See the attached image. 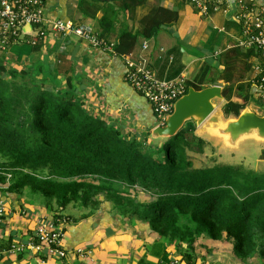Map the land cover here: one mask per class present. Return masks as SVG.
<instances>
[{"label": "trees", "instance_id": "obj_1", "mask_svg": "<svg viewBox=\"0 0 264 264\" xmlns=\"http://www.w3.org/2000/svg\"><path fill=\"white\" fill-rule=\"evenodd\" d=\"M147 1L119 0L110 7L111 0H104L106 7L90 15L95 18L103 12L96 35L108 44L115 38V56L130 57L140 39H152L163 27L180 22L176 9L160 3L141 17L136 31L127 19L120 20L121 12L128 11L132 17ZM209 5L212 13L222 3L213 0ZM247 7L252 9L251 4ZM230 51L221 54L219 61H201L197 73L186 81L185 92L222 85L227 117L264 103L253 92V84L264 78V56L255 48ZM181 56L174 49L164 63L159 61V78H164L169 57L175 61L166 80L181 75ZM59 59L53 67L36 62L15 68L0 57V189L47 208L56 218L71 205L92 216L107 203L121 225H148L161 249L175 247L188 264H195L191 247L203 236L232 244L240 264H255L256 259L264 264V174L214 163V159L213 165L196 167L194 155L204 154L210 144L196 133L193 122L162 143L149 139L151 131L137 134L109 122L79 96L74 84L80 77L72 75L73 64L65 55ZM255 59L262 72L254 69ZM126 75V82L146 99ZM260 158L264 159V151Z\"/></svg>", "mask_w": 264, "mask_h": 264}, {"label": "crops", "instance_id": "obj_2", "mask_svg": "<svg viewBox=\"0 0 264 264\" xmlns=\"http://www.w3.org/2000/svg\"><path fill=\"white\" fill-rule=\"evenodd\" d=\"M3 1L0 0V4ZM42 1L48 21L70 22L76 27L91 28L99 35L104 14L99 11L95 18L90 15L98 7H106L104 0L99 1L100 4L92 0ZM116 1L119 0L108 2L110 7ZM151 2L153 4L149 5ZM255 2L259 7H264V0ZM159 3L176 9L180 14V22L163 27L161 33L142 43L140 48L128 56L138 64H147L158 77L161 72L159 67L162 66H158V62L164 63L171 50L177 49L182 53L181 66L184 68L179 76L188 81L197 73L198 62L205 59L219 61L220 55L229 52L242 38L243 24L236 17L241 6L238 0H220L222 6L213 9L208 15H202L196 6L185 0H148L132 17L128 11L121 12L120 20L127 19L130 28L136 31L141 17L147 14L151 6ZM48 24L45 21L41 27L24 26L23 37L6 46L0 38L1 59L15 68H25L36 62H44L53 67L60 62L59 56L65 55L67 61L74 66L72 75L80 77L74 84L75 89L95 113L104 114L107 118L110 113L117 114L123 118L118 121L121 126L129 129L132 125L137 129H130L133 133L148 132L159 125L152 106L126 82V61L123 57L95 48L78 36L73 38L75 34H67L68 37H65L60 32H52ZM40 29H45V36L39 35ZM114 41L115 38L111 43ZM38 44H42L40 49L34 51L33 48ZM24 45L30 46L31 53L24 49ZM142 45L146 48L143 49ZM174 61L175 57H169L163 79H166ZM253 92L257 98L264 99V91L254 84ZM97 101L103 104L101 109H96V105H99ZM250 107L256 113L264 114L263 109L259 111L251 105ZM28 205L33 216H24V209L28 207L24 198L0 189V210L4 213L0 223V264H161L159 261L167 259L162 255L164 250L159 246L157 235L151 230L147 231L155 238L152 242L142 234L140 228L123 227L119 216L111 213V207L107 203L92 216L83 213L71 216L75 220L68 218L72 214H67L66 210L62 212L61 218H56L55 213L45 207L38 204ZM57 220H64V231L66 229L63 247L67 257L64 260L49 255L46 248L39 254L28 248L30 242L37 241L35 235L39 227L56 224ZM148 250L151 251V256H148Z\"/></svg>", "mask_w": 264, "mask_h": 264}, {"label": "built area", "instance_id": "obj_3", "mask_svg": "<svg viewBox=\"0 0 264 264\" xmlns=\"http://www.w3.org/2000/svg\"><path fill=\"white\" fill-rule=\"evenodd\" d=\"M213 0H190V2L200 10L202 15H208L211 2ZM240 2V16L237 18L243 24V34L233 48L258 49L261 57L264 56V7H259L255 0H238ZM246 3L244 4V2ZM252 5V9L247 7ZM217 8V7H216ZM214 7V9H216ZM249 9L246 12L243 10ZM48 22V27L52 32H60L62 36L75 34L83 41L95 48H101L105 51L114 53L113 45L101 40L91 28L76 27L72 23H61L58 21H48L45 17V7L42 0H4L0 4V38L6 46L9 43L20 40L24 33L23 27L26 25L41 27L44 22ZM39 35L45 36V29L39 32ZM146 46H143V49ZM216 54L215 56H217ZM128 65L126 79L143 93L144 97L152 105L159 126L166 124V119L173 112L175 102L186 93V81L184 77L179 76L176 79L166 80L159 78L154 71L147 67V64H138L123 57ZM257 72H262L263 68L257 61L253 63ZM254 85L264 90V78L262 83L257 82ZM4 213L0 210V223L3 220ZM64 220H57L56 224H44L36 230V241L28 244V248L37 254L46 248L49 255L59 260L67 257V252L63 247L65 236Z\"/></svg>", "mask_w": 264, "mask_h": 264}, {"label": "water", "instance_id": "obj_4", "mask_svg": "<svg viewBox=\"0 0 264 264\" xmlns=\"http://www.w3.org/2000/svg\"><path fill=\"white\" fill-rule=\"evenodd\" d=\"M223 89L222 85L202 90L191 87L175 102L166 124L151 130L149 139L162 143L193 122L202 139L229 152H237L248 143L264 145V114L256 113L249 105L238 116L227 117L223 110L226 103Z\"/></svg>", "mask_w": 264, "mask_h": 264}, {"label": "rangeland", "instance_id": "obj_5", "mask_svg": "<svg viewBox=\"0 0 264 264\" xmlns=\"http://www.w3.org/2000/svg\"><path fill=\"white\" fill-rule=\"evenodd\" d=\"M187 2V1H186ZM190 3V2H189ZM153 2L149 3V5H152ZM192 4V3H190ZM240 16L239 10L236 13V17L238 18ZM164 28L160 29L155 36H157L159 33L162 32ZM154 36V37H155ZM73 38H77V36L73 35ZM150 40V39H149ZM148 40L140 39L138 46L136 49L141 47V44L144 42H147ZM20 46V45H18ZM18 46L16 48H18ZM143 46V45H142ZM24 49H27L31 53L32 49L28 45H24ZM17 50V49H16ZM18 51V50H17ZM136 51V50H135ZM19 52V51H18ZM22 57H24V54L22 52H19ZM29 53V54H30ZM218 57V56H216ZM254 62L257 63V59L254 60ZM201 63L198 62V66H196V70L199 69V65ZM192 78V77H191ZM98 106L96 105V109H101L102 103H98ZM253 107L259 111L264 110V103L262 107H256L253 105ZM109 122H115L118 123L119 120H122L123 118H120V116L113 115L110 113ZM142 128V127H140ZM130 129L136 130L132 125L129 126L128 132H131ZM143 129V128H142ZM140 133H143V131H140ZM196 133L199 135V131L197 129ZM138 134V133H137ZM264 151V145H256L252 143H248L243 148L238 150L237 152H229L228 150H223L221 147L219 148L217 144L210 143V146L206 148V151L202 155H194V163L196 167H203L205 165H213L211 163V160L214 159V163L223 164V165H230V166H241L245 170L251 169L254 172L263 175L264 174V159H261V153ZM24 198V197H23ZM139 198L141 200L146 199V195L144 193L139 194ZM25 202L27 204V208L24 209V216H33V212L31 211V208L28 204H30L26 198ZM39 205V204H38ZM32 206V205H31ZM41 206V205H40ZM38 208V207H37ZM67 214H72L70 216H79L82 212L80 209L74 208L73 205L69 206V208L66 209ZM39 214H42L39 213ZM36 215V214H35ZM69 216V215H67ZM128 225V226H126ZM145 224H141L139 222L135 223H129L124 222L123 227L128 228H140L146 236V238H149L150 241L154 242V237L151 235V233L147 232L150 230L149 226H144ZM187 249V248H185ZM156 251V250H154ZM191 252H193L194 258H196L195 264H240L236 258L233 255V246L229 242H216L210 240L207 236L199 237L194 245L191 247ZM151 251L148 250V256H151ZM167 259H163V261H159L161 264H167L168 262L173 259L171 264H188L187 259L185 258L184 253H180L176 250L174 247L166 246L164 249V253L162 254ZM163 256V258H164ZM255 264H262V261L260 259H256L254 262ZM243 264V263H242ZM247 264V263H246Z\"/></svg>", "mask_w": 264, "mask_h": 264}]
</instances>
